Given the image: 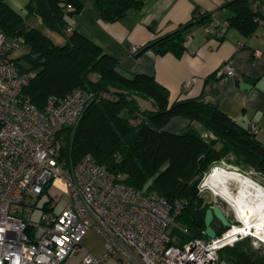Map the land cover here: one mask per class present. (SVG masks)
Returning <instances> with one entry per match:
<instances>
[{"label":"trees","instance_id":"obj_1","mask_svg":"<svg viewBox=\"0 0 264 264\" xmlns=\"http://www.w3.org/2000/svg\"><path fill=\"white\" fill-rule=\"evenodd\" d=\"M95 1L104 20H117L141 6L139 0ZM262 6L264 0H225L228 27L245 37L252 35ZM81 8V0L27 1V14L38 16L47 27L65 35L64 43L56 44L0 0V30L8 42L26 46L12 56L19 69L29 74L24 93L42 108L49 97H61L77 87L91 92L92 100L76 126H65L59 133L60 156L73 163L89 156L106 170L122 173L127 184L143 193L155 192L171 206L184 201L174 217V222L188 230L181 244L193 237L208 238L204 213L213 204L198 189L204 175L220 161L239 171L264 175V145L249 125L232 119L203 96L170 101L168 90L153 75L123 74L114 55L78 31L66 30L68 18ZM211 20V12L196 9L188 21L151 39L143 49L179 57L186 50L192 26ZM138 98L149 100L152 108H141ZM124 106L130 117L120 115ZM176 116L198 123L204 134L191 126L180 133L165 130ZM218 224L216 235L227 228L220 221ZM218 254L230 264H264V254L250 247L247 237L221 248Z\"/></svg>","mask_w":264,"mask_h":264},{"label":"built area","instance_id":"obj_2","mask_svg":"<svg viewBox=\"0 0 264 264\" xmlns=\"http://www.w3.org/2000/svg\"><path fill=\"white\" fill-rule=\"evenodd\" d=\"M263 18L264 7L258 22ZM227 26L224 21L215 34L222 36ZM14 47L0 30V264H61L81 249L89 229L103 237L105 248L99 256L86 253L78 264H100L108 256L144 264H216L221 248L252 236L234 231L243 224L237 218L214 238L173 244L169 229L184 201L171 206L155 192L143 193L127 184L122 173L106 170L89 156L74 163L62 158L59 133L76 126L93 94L77 87L49 97L38 108L23 91L29 74L13 60ZM129 50L137 54L141 47L130 45ZM216 74L232 75L231 61ZM190 83L184 81L183 88ZM249 126L256 132L255 124ZM217 166L238 172L224 161L212 168ZM206 180L198 185L200 193L208 189ZM44 191L49 196L33 221ZM61 195L66 200L61 201ZM180 230L188 234L185 226Z\"/></svg>","mask_w":264,"mask_h":264},{"label":"crops","instance_id":"obj_3","mask_svg":"<svg viewBox=\"0 0 264 264\" xmlns=\"http://www.w3.org/2000/svg\"><path fill=\"white\" fill-rule=\"evenodd\" d=\"M27 1L5 0L24 20L31 15L27 14ZM139 1V8L130 9L117 20H104L99 15L95 0H81V10L68 18L67 26L114 55L123 74L153 75L168 90L170 101L203 96L232 119L244 125L255 124L256 139L264 145V18L248 37L228 26L220 37L215 34V29L229 15V11L223 7L225 0ZM196 9L211 12L212 20L205 25L192 26L186 40V50L181 56L170 52L159 55L151 49H143L151 39L188 21ZM36 18L33 22H41L38 16ZM42 31L54 43L62 44V39L54 32ZM130 45L140 46L141 51L132 54ZM226 61H231L233 74L222 78L216 71ZM186 80H191V83L183 88ZM137 100L141 108H152L149 100ZM187 126L201 129L198 123L189 122L181 116L173 117L164 129L180 133ZM104 248L103 237L89 229L81 240V249L61 264H78L86 253L99 256ZM100 264L144 263L139 259L119 260L115 256H108ZM216 264L230 262L222 258Z\"/></svg>","mask_w":264,"mask_h":264},{"label":"bare ground","instance_id":"obj_4","mask_svg":"<svg viewBox=\"0 0 264 264\" xmlns=\"http://www.w3.org/2000/svg\"><path fill=\"white\" fill-rule=\"evenodd\" d=\"M226 177L240 184L237 195L228 188ZM206 184H210L215 194L230 203L237 218L242 221V225L233 227L234 231L259 236L258 238L264 240V188L261 185L237 171H229L219 166L210 170Z\"/></svg>","mask_w":264,"mask_h":264},{"label":"rangeland","instance_id":"obj_5","mask_svg":"<svg viewBox=\"0 0 264 264\" xmlns=\"http://www.w3.org/2000/svg\"><path fill=\"white\" fill-rule=\"evenodd\" d=\"M36 17H37L36 15H32V14L29 15L27 17V19H25V23L26 24H30V25H32L34 27H37L40 30H44V31H46L48 33H50V32L53 33L54 32L58 37H60L62 39L61 43H64L65 35L60 30L49 28L42 21L39 22V20H38V22H36L37 20H35V22H33V19H38ZM24 50H26V46L25 45L16 46V47L12 48L11 55L13 57L17 56L21 51H24ZM30 73H32V71H30ZM120 115L126 116V117H130L131 114L128 111V109L124 106L120 110ZM59 140H60V135H59ZM60 143H61V141H60ZM227 169H231V168H227ZM209 172H210V170L204 175V177L201 180V182L204 181L205 178H207ZM238 172H241V173L245 174L243 176L250 177L254 182H256V183L258 182V184L261 185L264 188V175L259 174V173L254 172V171H239L238 170ZM226 181H227L228 188L235 195H237L238 194V187H240V184L237 183L235 180L228 179L227 177H226ZM206 185L208 186V189H205L201 193V195L203 196L204 200L207 201L208 203L213 204V205H215V204L219 205L223 209V211H224L227 219L229 220V222H235L236 219H237V216H236L237 214L235 213L234 208L230 205V203L224 197L215 194L214 193V189L211 187L210 184L209 185L206 184ZM50 191L52 192V190H50ZM48 196H49L48 193L46 191H44L42 196L39 198L38 203H37V207L35 208V210L32 213L31 219L33 221H36L38 219L39 214H40V207L43 204V202L45 201V199L48 198ZM58 198L61 201L62 200H66V196L65 195H61ZM213 226L217 230L220 229L219 224H218V220L216 218L213 221ZM169 234H170L171 239L175 243H178V244H181L185 240V237H186V234L183 233L180 230V224L178 222H174V224L170 227ZM256 236H258V235H256ZM258 237H254V236L247 237L248 243H249L250 247H252L253 249H259L260 254H264V240H261ZM231 246H233V245H231ZM226 251L229 252V250H226ZM224 253H225V251H224Z\"/></svg>","mask_w":264,"mask_h":264},{"label":"water","instance_id":"obj_6","mask_svg":"<svg viewBox=\"0 0 264 264\" xmlns=\"http://www.w3.org/2000/svg\"><path fill=\"white\" fill-rule=\"evenodd\" d=\"M216 218L223 226L228 227L230 225L223 209L219 205H211L205 209L204 213V233L209 238H214L216 236V230L213 227L212 221Z\"/></svg>","mask_w":264,"mask_h":264}]
</instances>
